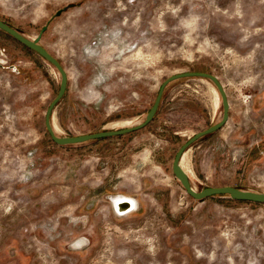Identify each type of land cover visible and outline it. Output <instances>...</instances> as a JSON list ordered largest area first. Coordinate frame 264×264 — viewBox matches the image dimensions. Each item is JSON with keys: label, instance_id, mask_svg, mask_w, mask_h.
<instances>
[{"label": "rangeland", "instance_id": "obj_1", "mask_svg": "<svg viewBox=\"0 0 264 264\" xmlns=\"http://www.w3.org/2000/svg\"><path fill=\"white\" fill-rule=\"evenodd\" d=\"M0 19L31 39L48 26L60 136L134 126L167 78L217 76L233 119L182 162L197 190L264 192V0H0ZM60 82L0 30V264H264V204L197 201L173 173L222 118L213 84L173 82L146 128L60 146L45 125ZM120 195L141 211L120 216Z\"/></svg>", "mask_w": 264, "mask_h": 264}, {"label": "water", "instance_id": "obj_2", "mask_svg": "<svg viewBox=\"0 0 264 264\" xmlns=\"http://www.w3.org/2000/svg\"><path fill=\"white\" fill-rule=\"evenodd\" d=\"M62 12L63 10H59L57 12V16H60ZM47 29L48 26H44L42 32L37 36V38L31 39L25 36L24 34H22L17 29L11 27L8 23L0 19V30L4 31L8 35L19 41L21 44H23L25 47L37 53L45 61L51 64L60 74L61 82H60L58 94L49 105L45 117L46 131L49 134L51 140L55 144L60 146L78 145L94 140L127 135L142 130L146 128L156 117L160 109L162 99L165 94V90L171 83L183 79H193V78L205 79L209 81L211 84H213V86L217 89V91L220 94L222 108H223L222 118L220 121L214 123L209 128L194 134L178 150L173 162V173L181 183L184 190L197 201H203L207 198L215 197V196L228 195L233 200L264 204V192L245 190L232 186L208 187L202 190H197L196 188L193 187L189 174L183 169L181 165L185 153L188 152L198 141H200L204 137L210 136L218 132L229 122L230 108H231L229 98L223 83L217 76L213 74H209L205 72H183L167 78L161 85L156 100L150 111L147 113L145 120L139 124H136L134 126H128L126 128H121V129L103 130L96 133L84 134L78 136H60L55 129L54 120L56 116V108L64 99L68 89V75L61 62L56 57H54L40 43L41 37L43 33L47 31ZM114 208L116 212L122 216V214L126 215L133 212L135 210V204L133 203L130 197H123L119 199L117 202H115Z\"/></svg>", "mask_w": 264, "mask_h": 264}, {"label": "bare ground", "instance_id": "obj_3", "mask_svg": "<svg viewBox=\"0 0 264 264\" xmlns=\"http://www.w3.org/2000/svg\"><path fill=\"white\" fill-rule=\"evenodd\" d=\"M140 54V53H139ZM215 95H216V98L217 99H219V92H217L216 90H215ZM221 98V97H220ZM54 123H55V120H54ZM122 123H126V124H131L132 122H131V120H125V121H122ZM57 127H58V125H57ZM55 129H56V126H55ZM56 131H57V129H56ZM191 152V150H189L188 152H186L185 153V155L184 156H186L187 154H189ZM181 165H182V167H183V169L187 172V169H186V167H185V164L183 163V162H181ZM123 197H127V196H123V195H120V196H116V197H113V203L115 204V202H117L119 199H121V198H123ZM132 199V201H133V203L135 204V210L133 211V212H131L132 214L133 213H136V212H138V211H140V209H141V204L139 203V201L138 200H136V199H134V198H131ZM130 213V214H131ZM123 215V214H122ZM126 215H128V214H126ZM121 216V215H120ZM78 221V220H77Z\"/></svg>", "mask_w": 264, "mask_h": 264}, {"label": "crops", "instance_id": "obj_4", "mask_svg": "<svg viewBox=\"0 0 264 264\" xmlns=\"http://www.w3.org/2000/svg\"><path fill=\"white\" fill-rule=\"evenodd\" d=\"M232 116H233V108L231 107V108H230V119H229V121H230L231 119H233Z\"/></svg>", "mask_w": 264, "mask_h": 264}, {"label": "flooded vegetation", "instance_id": "obj_5", "mask_svg": "<svg viewBox=\"0 0 264 264\" xmlns=\"http://www.w3.org/2000/svg\"><path fill=\"white\" fill-rule=\"evenodd\" d=\"M142 209V208H141ZM141 211V210H140Z\"/></svg>", "mask_w": 264, "mask_h": 264}]
</instances>
